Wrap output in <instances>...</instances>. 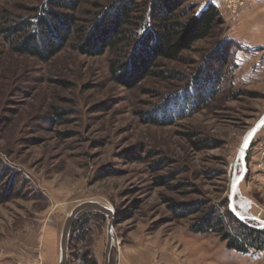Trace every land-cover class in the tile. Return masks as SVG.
<instances>
[{"label":"rangeland","instance_id":"374dc122","mask_svg":"<svg viewBox=\"0 0 264 264\" xmlns=\"http://www.w3.org/2000/svg\"><path fill=\"white\" fill-rule=\"evenodd\" d=\"M113 1L81 0L75 25ZM134 1L128 31L154 4ZM208 3L218 11L209 36L175 60L149 57L140 67L128 34L96 55L79 52L71 37L47 60L11 51L0 36V162L8 173L0 178V264H58L65 217L84 201L122 219L114 214L109 264H264V250L244 243V225L228 211L240 147L264 114V47L238 38L264 31V0H185L173 18L185 21ZM29 4L0 0V16ZM208 66L214 74L200 86L208 97L197 103L189 84ZM246 163L235 208L264 220V125ZM101 214L83 215L89 222L82 240L69 238L68 264H81L85 251L88 264H103ZM212 215L222 219L212 231L191 229ZM225 233L247 251L229 248Z\"/></svg>","mask_w":264,"mask_h":264},{"label":"trees","instance_id":"16d2710c","mask_svg":"<svg viewBox=\"0 0 264 264\" xmlns=\"http://www.w3.org/2000/svg\"><path fill=\"white\" fill-rule=\"evenodd\" d=\"M27 1L30 2L29 5L17 7L15 11L1 10L0 36L11 51L39 60H47L56 55L62 49L64 42L71 37L77 39L75 46L79 52L96 55L102 53L107 47H112L127 34L134 43L133 65L140 67L139 65L146 62L147 58L156 56L175 60L183 50L189 48L191 43L209 36L213 25L218 21V11L212 3H208L197 13H191L185 21H178L173 18L174 13L185 0H154L152 11L147 10L145 15L139 17L143 18L140 27L128 31L126 30L127 21L135 12V1L114 0L109 6L94 13L93 17L88 19V24L79 26L75 25L72 12L78 9L81 0ZM8 2H15V0H8ZM150 12L154 16L152 20ZM112 69L114 70L113 66ZM213 70V66H208L206 71L200 72L198 77L189 84L195 91L197 103H205L208 97V90L204 92L200 86L202 82L208 81L209 75L214 74ZM149 119L154 120L150 117ZM2 173L8 174L6 167L0 162V178ZM5 199L3 197V200ZM88 213L103 216L96 210L82 211L71 226L69 238L73 236L77 240H82L83 231L89 222L83 215ZM115 214L116 220L121 221L118 213ZM213 216L200 219L192 225L191 229L194 232L212 231L215 224L222 222L221 217ZM239 234L247 245L264 250V230H251L243 226ZM222 237L228 240L229 248L239 252L247 251L244 243L242 245L229 238L226 233ZM87 253L85 251L81 254V264H88Z\"/></svg>","mask_w":264,"mask_h":264},{"label":"water","instance_id":"95a60500","mask_svg":"<svg viewBox=\"0 0 264 264\" xmlns=\"http://www.w3.org/2000/svg\"><path fill=\"white\" fill-rule=\"evenodd\" d=\"M264 125V114L256 121L253 127L248 131L245 136L243 143L239 150V163H240V173L234 180L231 182L229 187V196H228V211L246 227L256 230H264V220H259L250 216L241 215L235 208V193L239 183L243 180L247 172V163H246V152L250 146L251 141L253 140L256 133ZM86 209H95L100 211L107 218L106 224V244L104 248V261L103 264H109L110 261V252L111 248L114 245V236H113V220H114V211L111 207L102 204L98 201H84L75 205L69 213L66 215L63 227L59 237V258L58 264H68L67 262V251H68V241L70 235V229L72 223L76 216L83 210ZM250 221H257L259 225H252Z\"/></svg>","mask_w":264,"mask_h":264},{"label":"crops","instance_id":"0c3cea01","mask_svg":"<svg viewBox=\"0 0 264 264\" xmlns=\"http://www.w3.org/2000/svg\"><path fill=\"white\" fill-rule=\"evenodd\" d=\"M260 1L261 0H255V3L256 4L260 3ZM235 38H238V37L236 36ZM238 40L242 41L247 46L264 47V31H259V33L254 34L253 37H250V38L241 37V39L238 38Z\"/></svg>","mask_w":264,"mask_h":264}]
</instances>
